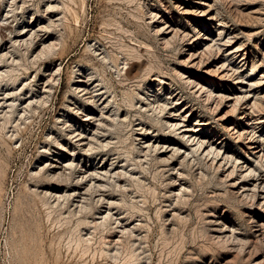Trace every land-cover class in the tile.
Returning <instances> with one entry per match:
<instances>
[{"label": "rangeland", "instance_id": "374dc122", "mask_svg": "<svg viewBox=\"0 0 264 264\" xmlns=\"http://www.w3.org/2000/svg\"><path fill=\"white\" fill-rule=\"evenodd\" d=\"M248 114L264 148V0H0V264H264Z\"/></svg>", "mask_w": 264, "mask_h": 264}, {"label": "bare ground", "instance_id": "6f19581e", "mask_svg": "<svg viewBox=\"0 0 264 264\" xmlns=\"http://www.w3.org/2000/svg\"><path fill=\"white\" fill-rule=\"evenodd\" d=\"M36 30V29H35ZM35 34V33H34ZM222 34V33H221ZM182 36V35H181ZM205 38H208V37H206V35H203V37H202V39H205ZM206 43V42H205ZM49 45V44H48ZM211 44H207V46L210 48L211 46H210ZM220 49V48H219ZM192 55V54H191ZM194 55V54H193ZM192 55V56H193ZM226 61H224V62H222L223 64V67H225V65H226V63H225ZM230 69V68H229ZM224 70H225V68H224ZM224 70H222V71H224ZM229 70H227L225 73H227ZM229 73V72H228ZM227 73V74H228ZM224 75V74H223ZM185 76H189V75H185ZM238 77H240V76H238ZM79 78V77H78ZM86 80V79H85ZM85 80H83L82 78H79L77 81H81V83H77L79 86L78 87H80V85L81 86H84L83 88H81L83 91L85 90L86 92H85V94L86 93H89L90 94V92H89V87H88V85H87V82L85 81ZM82 81H84V82H82ZM190 81V79L188 78V82ZM192 81V80H191ZM190 81V82H191ZM194 81V80H193ZM201 86L203 87V89L206 91V94H207V98H211L213 95H215V97L216 96H218V95H222V96H224V94L222 93V94H214L215 93V89H213V88H208L207 86H205L204 84H201ZM244 89V88H243ZM161 92H155L154 93V95L153 94H151V93H148V95L149 94H151V95H153V97H151V96H147L146 97V99H148V104L150 105H152V106H155V103L156 104H158V106H157V110H158V113H162L163 111H164V109H165V104H167V102H168V100L167 99H163L162 98V96H161V94H160ZM99 95V94H98ZM246 96V94H242V95H240V96H238V97H236V99L237 100H240L241 99V97H245ZM168 97H170V96H168ZM168 97H166V98H168ZM214 97V96H213ZM221 97V96H220ZM225 97V96H224ZM171 98V97H170ZM218 98H219V96H218ZM87 99H88V101L90 102V103H95V104H98L97 103V101L95 100V95H91V96H87ZM100 100V99H99ZM175 100V99H174ZM173 100V98H172V101H174ZM176 104H179V103H176ZM234 104V103H233ZM109 105V104H108ZM104 107H107V104H106V106H104ZM159 107V108H158ZM155 110V109H154ZM157 112V111H156ZM190 111H188V113H189ZM176 113V112H175ZM188 113L187 114H185V115H188ZM94 113H88L87 114V116L89 115V117L90 118H92V115H93ZM113 114H117L116 112L115 113H113ZM112 114V115H113ZM176 114H178V113H176ZM111 114H110V116H112ZM184 115V116H185ZM86 116V117H87ZM248 119L245 121V124H244V126L242 127V130H240V128H237V130H236V132L238 131V136H243V135H249V134H251L250 136H248V137H250V148L252 149V152H253V154L256 156L257 154L259 155V153L261 154L263 151H264V148H263V143H262V140H261V137H262V134H256L255 132L257 131V130H255V126H254V122H252V119L254 118L253 116H251L250 114H248ZM116 117V116H115ZM185 121H186V118H184V120L183 121H177V120H175L174 118H172V117H168V118H165V124H167V127H169V130H170V132H175L180 138H182L183 140L185 139L186 140V142H188L189 143V145H190V147H192V150H194L195 152H204V153H206V154H208V156L209 155H211V154H213V160H214V162H215V160L218 158V157H220V155H221V158H222V160L221 161H219L220 163H219V165H222V162L225 160V162H229V161H231L232 160V155H231V153H230V150L228 149L229 148V145L228 146H226V144L227 143H225V144H222V145H220V143L221 142H224L225 140H226V137L224 136V135H221L220 136V138L219 139H217L216 140V137L218 136V133L217 132H215L214 133V138L211 140L210 138L208 139V137H209V135H207L205 132H202L201 130L203 129V125H194V126H192V125H190V124H185ZM199 123V122H198ZM204 123V122H203ZM208 125V124H207ZM234 128H236V127H234ZM73 131H74V129H73ZM235 131V130H234ZM74 132H76V131H74ZM73 132V134L75 135V133ZM80 133V132H79ZM76 134H77V132H76ZM81 134H83V133H81ZM80 134V135H81ZM77 137H78V141L79 142H81L82 141V143H83V137H79L78 135H77ZM85 139V138H84ZM88 142V141H87ZM84 146V145H83ZM156 147V146H155ZM237 159V158H236ZM236 161H238V160H236ZM236 161H234V162H236ZM246 166H245V168H244V164L243 165H240V167L242 168H244V170H245V172H244V174L245 173H247V172H252V171H254V167L252 166V165H248V164H245ZM248 165V166H247ZM239 166V164L237 165V163H233V166H231V167H233V168H235V167H238ZM231 170H233L232 168H231ZM235 171V170H234ZM233 171V172H234ZM86 173V172H85ZM232 173V172H231ZM248 174V173H247ZM251 174V173H250ZM246 176V175H245ZM261 181V180H260ZM262 182V181H261ZM255 183H257V182H255ZM259 183V182H258ZM261 184V183H260ZM259 184H255L254 186L255 187H257ZM254 186H253V188H254ZM251 188V187H250ZM255 190V189H254ZM259 190V189H258ZM264 195V194H263ZM263 195H262V197H263Z\"/></svg>", "mask_w": 264, "mask_h": 264}]
</instances>
